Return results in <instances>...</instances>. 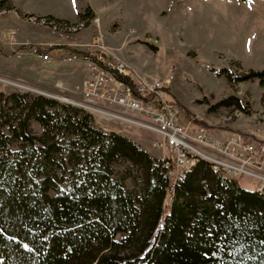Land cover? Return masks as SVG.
<instances>
[{
    "label": "trees",
    "instance_id": "1",
    "mask_svg": "<svg viewBox=\"0 0 264 264\" xmlns=\"http://www.w3.org/2000/svg\"><path fill=\"white\" fill-rule=\"evenodd\" d=\"M240 178L200 160L174 183L86 109L0 92V264H264V192Z\"/></svg>",
    "mask_w": 264,
    "mask_h": 264
},
{
    "label": "rangeland",
    "instance_id": "2",
    "mask_svg": "<svg viewBox=\"0 0 264 264\" xmlns=\"http://www.w3.org/2000/svg\"><path fill=\"white\" fill-rule=\"evenodd\" d=\"M64 6L72 21L44 14L59 7L54 0H0V92L26 90L76 103L65 101V92L82 99L77 86L87 56L100 46L144 80L172 77L182 125L220 140L246 135L264 143V85L258 78H230L264 70V0H73ZM89 7L91 14L81 19ZM33 46L51 60L42 61ZM23 79L62 81L69 89L47 90ZM93 115L104 129L163 154L152 146L151 132ZM239 182L256 189L260 180L244 176Z\"/></svg>",
    "mask_w": 264,
    "mask_h": 264
},
{
    "label": "built area",
    "instance_id": "3",
    "mask_svg": "<svg viewBox=\"0 0 264 264\" xmlns=\"http://www.w3.org/2000/svg\"><path fill=\"white\" fill-rule=\"evenodd\" d=\"M33 49L42 60H51L44 48ZM87 58L88 76L82 86V99L67 97L80 102V107L91 113L154 134L152 146L162 151L161 157L166 159L167 172L174 183L201 158H212L230 178H258L256 188L264 192V143L246 135L220 140L206 129L182 125V107L170 91L172 77L144 80L105 47L99 46Z\"/></svg>",
    "mask_w": 264,
    "mask_h": 264
},
{
    "label": "crops",
    "instance_id": "4",
    "mask_svg": "<svg viewBox=\"0 0 264 264\" xmlns=\"http://www.w3.org/2000/svg\"><path fill=\"white\" fill-rule=\"evenodd\" d=\"M54 2H56L58 5H59V7L58 8H56V9H52V8H48V9H46L45 10V12L46 13H44L46 16H52V17H54V18H57V19H60V20H69V21H72L71 19H69L68 17H66L67 16V11L65 10V6H64V4H67V5H69L70 4V2H73V0H54ZM61 5L62 6H64V7H61ZM14 6V5H13ZM15 7V6H14ZM90 8V7H89ZM19 45L18 46H20V47H22V46H25V45H27V41H24V42H20V43H18ZM76 50H78L77 48H75ZM75 49H73V51L75 50ZM40 58V57H39ZM41 59V58H40ZM42 60V59H41ZM42 61H44V60H42ZM87 76H88V66H87V69H86V72H85V75H84V77L82 78V83H81V85H79V87L77 86V88L78 89H80L81 91H82V86H83V83H84V81H85V79L87 78ZM23 80H25V81H27V82H29V80H26V79H23ZM45 80V82H38V83H35V82H29V83H31V84H34L35 86H38V87H41V88H44V89H47V90H50V89H56V88H64V89H69V87H65V85H64V83L62 82V81H57V82H55L54 84L53 83H49V82H47V80L46 79H44ZM58 84H59V86L60 87H58ZM71 90V89H70ZM80 91V95L82 94V92ZM68 96H70L71 95V93H68V92H65ZM71 96H73V94L71 95ZM70 96V97H71ZM69 100V99H68ZM258 190V189H257Z\"/></svg>",
    "mask_w": 264,
    "mask_h": 264
},
{
    "label": "bare ground",
    "instance_id": "5",
    "mask_svg": "<svg viewBox=\"0 0 264 264\" xmlns=\"http://www.w3.org/2000/svg\"><path fill=\"white\" fill-rule=\"evenodd\" d=\"M69 98H67V99H64L65 101H69V102H71L70 100H68ZM74 100V99H73ZM75 101V100H74ZM72 103V102H71ZM72 104H74V105H78L79 106V104H80V102H74V103H72ZM201 160H206V161H208V162H210L211 164H213L214 165V168H215V170H221V171H223L224 172V174L226 175V170H223L222 169V167L221 166H219L212 158H201ZM191 168H193V167H191ZM191 168H189L188 170H190ZM185 173H187V172H183V176L185 175ZM229 177V176H228ZM257 189V188H256Z\"/></svg>",
    "mask_w": 264,
    "mask_h": 264
}]
</instances>
